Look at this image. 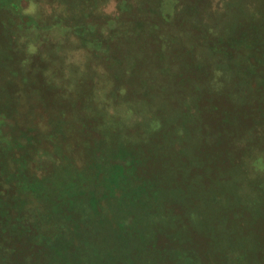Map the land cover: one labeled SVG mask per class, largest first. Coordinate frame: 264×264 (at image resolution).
Here are the masks:
<instances>
[{"label":"rangeland","instance_id":"1","mask_svg":"<svg viewBox=\"0 0 264 264\" xmlns=\"http://www.w3.org/2000/svg\"><path fill=\"white\" fill-rule=\"evenodd\" d=\"M104 85L114 104L100 96ZM94 94L98 104L85 110ZM115 114L125 133L106 126L105 142L96 124L116 123ZM62 123L87 142L100 175L117 171L121 187L110 188L125 200L170 172L172 184L210 173L211 200L166 205L206 230L185 241L158 229L150 245L159 264H179L183 254L187 264H264V0H0V246L6 238L15 246L0 264H42L49 216L82 215L58 196L46 205L26 194L42 174L25 175L27 140L47 124L61 135ZM229 171L239 182L225 194L228 182L216 175ZM113 209L103 218L114 228L98 244L113 229L135 230L130 211L114 217Z\"/></svg>","mask_w":264,"mask_h":264},{"label":"trees","instance_id":"2","mask_svg":"<svg viewBox=\"0 0 264 264\" xmlns=\"http://www.w3.org/2000/svg\"><path fill=\"white\" fill-rule=\"evenodd\" d=\"M54 14L53 16H61L58 13ZM104 86L101 88L100 96L103 95L107 102L114 104L113 93L107 85ZM92 98L91 105L84 106L85 110L90 111L92 105L98 104V100L95 99H98L96 94ZM110 104L106 105L107 110H110ZM117 117L116 114L111 117L116 123L103 121L96 124L97 130L105 135V142L109 138L106 137L108 132H104L106 126L112 124L114 126L112 130L117 131L116 135L125 133L127 124L124 119L121 120ZM61 126L63 130L61 135L57 134V129L55 130L53 125L47 124L48 134L39 132V137L36 138L35 135L29 141L27 140L30 147L27 152H24L26 158L22 157L20 160L21 164L25 166V175L28 170L34 173V171L42 169V174H38V179L29 188V193L26 192L32 199L40 198L47 205L44 199L50 200L49 202L52 203L53 199L58 196L61 207L68 201L74 207L78 206L82 211L81 217L77 220L62 213L61 210L58 217L53 219V216H49L45 227L46 233L48 229V234H42L40 238L45 246L40 251L43 254L42 257L39 256L42 264H159L161 261L160 253L150 245V239L154 240L158 229L164 226L175 229L185 241H187L189 234L194 231L206 230L198 225H193L194 223L187 217L179 219L180 216H174L173 211L169 210L166 205H169L168 202L170 201L179 202L181 203L180 206H183L189 205L191 202L197 203L208 199L209 192L213 190L211 188L207 191L208 194L205 193L210 186L208 182L213 180L210 179V173L203 171L194 178H185V180L189 179L188 182H183L180 178L178 182L172 184L175 174L170 172L169 175H164L163 179H159L158 183L145 181L144 184L139 185V189L136 187L137 190L131 199L125 200L121 198V194L118 192L120 189L115 191L110 188L111 186L114 188L116 184L120 186V178L116 176L117 171L112 172L113 176L109 173L100 175V168H96L97 165L92 164L91 159L86 155L87 142L78 139L74 134L73 123H70L72 130H69L67 123H62ZM129 130L131 128L126 130L127 134L135 136L133 132L129 133ZM142 140L143 142L137 146L138 150L141 151L143 147L149 145L146 140ZM24 143L19 140L18 144L21 149L26 148ZM188 169L190 170V168ZM63 172L68 175V178L67 176H60L59 180L56 176ZM206 177H208V181H205ZM216 178L228 182V185L222 188V193L225 194H227L225 190L229 184L235 186L239 182V176L230 171L220 172ZM135 182L137 180H131L126 188ZM26 189L28 190L27 187ZM98 195L103 196L99 202L97 198L100 197ZM190 195H193L191 200L188 197ZM95 198L96 202L93 203ZM195 199L197 200L195 201ZM209 199L211 200L210 197ZM115 202H118L117 207H115ZM74 207L68 209L69 213ZM112 209L114 217L116 212L119 214L130 211L134 215L135 230L129 234L127 232L124 234L122 231L119 235L117 229H113L111 234L103 233L105 240L101 239L100 244H98V234L101 235L102 230L106 227H110L111 230L114 228L111 221L115 222V220L103 218L104 214ZM15 222L18 220L15 219ZM0 228L5 232V225H1ZM174 234L176 233L174 232ZM178 236L180 235L178 234ZM5 241V245L0 246L1 259L4 260L8 253H15L13 241L8 242L7 238ZM182 243L180 247L184 248L187 254L190 255L195 252L193 246L186 245L185 242ZM155 252H158L159 258H156L155 262L149 261L146 254L153 257ZM188 258L183 254L179 264H187L190 260ZM206 262L210 264V261Z\"/></svg>","mask_w":264,"mask_h":264}]
</instances>
